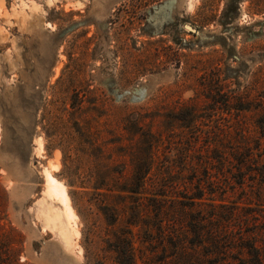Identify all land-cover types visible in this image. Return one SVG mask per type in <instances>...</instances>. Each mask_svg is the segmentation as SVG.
<instances>
[{
    "label": "rangeland",
    "instance_id": "374dc122",
    "mask_svg": "<svg viewBox=\"0 0 264 264\" xmlns=\"http://www.w3.org/2000/svg\"><path fill=\"white\" fill-rule=\"evenodd\" d=\"M263 165L264 0H0V264H188L184 211L262 219Z\"/></svg>",
    "mask_w": 264,
    "mask_h": 264
},
{
    "label": "trees",
    "instance_id": "16d2710c",
    "mask_svg": "<svg viewBox=\"0 0 264 264\" xmlns=\"http://www.w3.org/2000/svg\"><path fill=\"white\" fill-rule=\"evenodd\" d=\"M146 144L149 145L150 142ZM147 174V169L144 172H135L133 178L138 180V185L129 188L128 191L138 193L139 182L144 180ZM142 185L141 183V187ZM195 187L196 192L187 195L184 191L181 196L191 207L195 205L196 199H201L203 195L202 189L198 185ZM157 193L159 196H166L165 190H158ZM234 204L230 205V212L225 209L227 207L222 199L218 204H210V210L205 213L201 211L197 212L198 214L185 211L183 213L182 210L181 216L184 218L182 226L186 228L184 232L195 233L188 238V243L195 252L194 247L201 246L204 257H197L193 251L188 252L182 244H179V247L175 246L174 256L179 259L186 258L188 264H192L195 260L200 261L199 264H264V215L262 219L256 215L243 216V213L240 215V210L243 212L242 208L250 203L241 206ZM257 204L264 206L263 202ZM162 220L159 219L160 222ZM184 242L187 243V240ZM229 258L233 259V262H230ZM130 262H132V256L129 250L117 251L118 264H130Z\"/></svg>",
    "mask_w": 264,
    "mask_h": 264
},
{
    "label": "bare ground",
    "instance_id": "6f19581e",
    "mask_svg": "<svg viewBox=\"0 0 264 264\" xmlns=\"http://www.w3.org/2000/svg\"><path fill=\"white\" fill-rule=\"evenodd\" d=\"M49 181H50V191L60 200V202L64 206L66 217L68 216L66 219H69V218L73 219L75 212L73 213V209L70 205V202H69L70 199H69V196L67 194L66 188L64 187V185L62 183H60V181L58 182L51 177H49ZM49 181H47V183ZM72 227H73V225H72ZM75 230H77V229H75ZM73 232H74V230H73Z\"/></svg>",
    "mask_w": 264,
    "mask_h": 264
},
{
    "label": "flooded vegetation",
    "instance_id": "af4514ba",
    "mask_svg": "<svg viewBox=\"0 0 264 264\" xmlns=\"http://www.w3.org/2000/svg\"><path fill=\"white\" fill-rule=\"evenodd\" d=\"M185 28L187 29V31H189V32H193V31L190 29L189 25H186Z\"/></svg>",
    "mask_w": 264,
    "mask_h": 264
}]
</instances>
